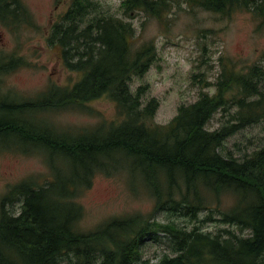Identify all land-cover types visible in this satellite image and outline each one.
<instances>
[{
    "label": "trees",
    "instance_id": "16d2710c",
    "mask_svg": "<svg viewBox=\"0 0 264 264\" xmlns=\"http://www.w3.org/2000/svg\"><path fill=\"white\" fill-rule=\"evenodd\" d=\"M173 1L180 3L125 0L122 17L109 8L103 10L94 0H73L54 23L50 38L51 45L63 49L64 65L79 75L78 81L25 102L0 93V143L10 138L15 144L28 141L50 148L67 161L50 166L52 178L45 185L25 180L0 198V264H150L143 261V248L162 239L168 241L171 254L158 264H264V148L237 157L224 144L229 136L264 119V92L254 80L258 75L250 72L237 78L233 70H225L215 96L202 89L199 100L181 105L167 125L154 122L159 101L145 102L148 86H133L134 79L158 58L153 41L135 47L137 31L127 19L134 12H145L164 22ZM21 2L0 0L4 24L16 29L32 20ZM196 2L188 0L190 5ZM199 4L221 13L244 7L264 18V0H202ZM14 64L5 66L14 70ZM254 70L264 71L259 66ZM239 82L245 86L237 90L233 102L238 112L229 114L231 119L222 128L208 129L216 112L232 109L225 96L232 83ZM102 97L115 104L117 119L78 135H65L43 121L37 127L17 118L25 112L39 116L57 108H76ZM6 147L0 145V152ZM236 148L242 151L240 144ZM115 169L127 170L134 182L138 179L154 201L153 215L114 218L92 232H81L78 222L84 209L77 199L92 187L97 174L110 175ZM225 194L233 196L235 203L227 209L221 206ZM211 205H216L223 222L239 225V232L249 230L248 235L230 229L216 237L197 225L188 228L155 217L156 213L172 215L174 207L180 210L178 215L198 220L199 213Z\"/></svg>",
    "mask_w": 264,
    "mask_h": 264
},
{
    "label": "rangeland",
    "instance_id": "374dc122",
    "mask_svg": "<svg viewBox=\"0 0 264 264\" xmlns=\"http://www.w3.org/2000/svg\"><path fill=\"white\" fill-rule=\"evenodd\" d=\"M21 1L31 21L15 29L4 24L0 18V68H8L5 65L10 61L17 67L12 71H0V91L17 102L36 99L52 88L72 86L79 79L78 74L64 65L61 58L63 49L51 45L50 38L54 22L67 11L73 0ZM94 1L101 3L103 10L109 8L111 13L124 17L122 5L125 0ZM198 1L192 5L188 0H180L175 5L173 1L172 10H169L164 22L145 12H134L127 19L137 31L135 47L140 48L153 41L156 48L157 61L145 74L134 79L133 86L147 85L145 102L151 98L159 101L154 122L161 125L169 124L178 115L181 105L190 106L197 102L202 89L205 94L215 96L225 70H233L237 78L250 72L258 75L254 80L259 82V90L264 92V71L258 73L254 70L255 66L264 69V18L244 7L222 13L208 10L199 4L202 0ZM206 84L211 85L207 87ZM244 86L242 82L232 83L231 91L225 96L232 109L216 112L207 123L208 129L214 131L222 128L224 122L231 119L229 114L238 112L239 107L233 102L238 97L237 90ZM256 97L259 98L258 95ZM68 108H57L39 116L25 112L17 118L37 127L43 121L46 126L61 130L65 135L93 131L102 123L117 119V108L107 97L74 109ZM15 143L14 138L0 143L7 146V150L0 152V198L10 187L25 180L35 179L38 185H45L47 179L52 178L50 166L67 162L50 148L28 141ZM224 144L225 149L237 157L261 150L264 148V119L229 136ZM237 144L241 145L242 151L237 150ZM16 147L30 152L25 154ZM115 158H119V155ZM136 180L134 182L129 172L121 169H115L110 175L97 174L92 187L77 199L84 209L78 222L79 230L92 232L114 218L153 215L154 201ZM222 201L223 209L235 204L234 197L227 194L222 196ZM17 208L14 209L18 215ZM209 213L210 209L203 210L198 220L180 216L176 212L167 216L156 213L155 217L162 222L170 218L188 228L197 225L205 231L214 232L225 222L218 215L216 222L204 225ZM167 242L166 239L158 244L148 242L143 248V261L158 264L164 255L171 254ZM62 263L69 264L68 261Z\"/></svg>",
    "mask_w": 264,
    "mask_h": 264
},
{
    "label": "bare ground",
    "instance_id": "6f19581e",
    "mask_svg": "<svg viewBox=\"0 0 264 264\" xmlns=\"http://www.w3.org/2000/svg\"><path fill=\"white\" fill-rule=\"evenodd\" d=\"M209 209H210V213H209V216H208V218L203 222V224L204 225H206V224H211L212 222H216V220L218 219V211H217V207H216V205H211V206H209ZM173 211L174 212H180V210L178 209V208H174L173 207ZM203 211V210H202ZM201 211V212H202ZM200 212V213H201ZM200 213H199V215H200ZM220 216V215H219ZM219 219L220 220H222L220 217H219ZM238 228H239V225H237V224H235V223H233V224H227V223H223L222 224V226L221 227H219L218 229H216L215 231H214V236H218V234H219V232L220 231H225V230H230V229H234V230H236L237 232H239L238 231ZM203 230V229H202ZM203 231H205V230H203ZM205 232H211V231H205ZM239 233H243L244 235H248V233H249V230H246V231H243V232H239Z\"/></svg>",
    "mask_w": 264,
    "mask_h": 264
}]
</instances>
